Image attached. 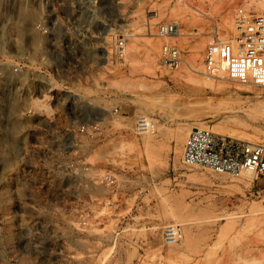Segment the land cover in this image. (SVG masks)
<instances>
[{
    "label": "rangeland",
    "instance_id": "374dc122",
    "mask_svg": "<svg viewBox=\"0 0 264 264\" xmlns=\"http://www.w3.org/2000/svg\"><path fill=\"white\" fill-rule=\"evenodd\" d=\"M239 7L264 17V0H0V264H264L263 180L183 162L194 127L264 144V87L205 77L204 35L160 66V27L211 9L226 28Z\"/></svg>",
    "mask_w": 264,
    "mask_h": 264
},
{
    "label": "built area",
    "instance_id": "2783aa9c",
    "mask_svg": "<svg viewBox=\"0 0 264 264\" xmlns=\"http://www.w3.org/2000/svg\"><path fill=\"white\" fill-rule=\"evenodd\" d=\"M210 22L202 26L194 23L189 29L179 24H167L159 29L164 40L160 66L169 73L179 71L185 62L180 38H208L204 51V76L225 79L247 86L264 87V17L254 16L239 7L232 12V24L223 28L212 11L204 13ZM150 126V125H149ZM139 130L148 128L145 118L139 119ZM183 162L201 166L222 174L240 177L252 173L264 182V144L247 142L214 132L209 128H194L183 148ZM163 237L167 243L182 240L180 226H167Z\"/></svg>",
    "mask_w": 264,
    "mask_h": 264
},
{
    "label": "bare ground",
    "instance_id": "6f19581e",
    "mask_svg": "<svg viewBox=\"0 0 264 264\" xmlns=\"http://www.w3.org/2000/svg\"><path fill=\"white\" fill-rule=\"evenodd\" d=\"M134 36H140L139 33H133ZM157 51V46L154 44L150 47V49L148 48L147 49V55H148V59L150 61L151 64H154L155 63V59L153 58V54ZM197 57V56H196ZM197 59L194 58V63H196ZM193 67L195 68L196 66L193 65ZM192 69L194 72H197L196 68L195 69ZM209 84V83H207ZM145 119L147 120L148 122V128L146 129H143L144 132H149L150 129H152L153 127V123H149V119L145 117ZM150 125V126H149ZM200 126H203V125H200ZM150 128V129H149ZM195 128V127H194ZM241 181L244 183V184H248L251 180V174L250 173H244L243 175H241Z\"/></svg>",
    "mask_w": 264,
    "mask_h": 264
}]
</instances>
